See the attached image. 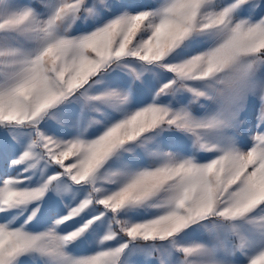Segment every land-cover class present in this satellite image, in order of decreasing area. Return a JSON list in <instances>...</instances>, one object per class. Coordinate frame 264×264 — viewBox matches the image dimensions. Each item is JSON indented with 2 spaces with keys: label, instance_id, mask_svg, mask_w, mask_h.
<instances>
[{
  "label": "snow or ice",
  "instance_id": "obj_1",
  "mask_svg": "<svg viewBox=\"0 0 264 264\" xmlns=\"http://www.w3.org/2000/svg\"><path fill=\"white\" fill-rule=\"evenodd\" d=\"M0 264H264V0H0Z\"/></svg>",
  "mask_w": 264,
  "mask_h": 264
}]
</instances>
